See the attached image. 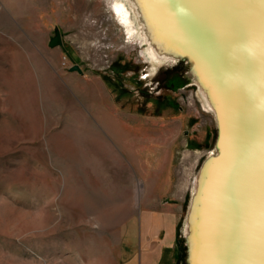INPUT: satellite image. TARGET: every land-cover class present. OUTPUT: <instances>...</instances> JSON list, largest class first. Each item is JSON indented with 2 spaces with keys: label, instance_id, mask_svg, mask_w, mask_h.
<instances>
[{
  "label": "rangeland",
  "instance_id": "obj_1",
  "mask_svg": "<svg viewBox=\"0 0 264 264\" xmlns=\"http://www.w3.org/2000/svg\"><path fill=\"white\" fill-rule=\"evenodd\" d=\"M110 1L0 0V264H190L220 126L198 61L150 64Z\"/></svg>",
  "mask_w": 264,
  "mask_h": 264
},
{
  "label": "bare ground",
  "instance_id": "obj_2",
  "mask_svg": "<svg viewBox=\"0 0 264 264\" xmlns=\"http://www.w3.org/2000/svg\"><path fill=\"white\" fill-rule=\"evenodd\" d=\"M110 5L153 66L198 61V95L220 126V155L194 177L190 264H264V0Z\"/></svg>",
  "mask_w": 264,
  "mask_h": 264
},
{
  "label": "water",
  "instance_id": "obj_3",
  "mask_svg": "<svg viewBox=\"0 0 264 264\" xmlns=\"http://www.w3.org/2000/svg\"><path fill=\"white\" fill-rule=\"evenodd\" d=\"M56 45H62V38H61V34H60V31H59L58 28L55 29L54 35H53V37L50 38V41L48 43V46L49 47H53V46H56ZM184 56H186L189 60L192 59V57L190 56V54H188L187 52H185V53H183L182 56L177 57L176 60L177 59L184 58ZM70 70H77L78 72H81L80 67H78L77 65L71 66Z\"/></svg>",
  "mask_w": 264,
  "mask_h": 264
},
{
  "label": "snow or ice",
  "instance_id": "obj_4",
  "mask_svg": "<svg viewBox=\"0 0 264 264\" xmlns=\"http://www.w3.org/2000/svg\"><path fill=\"white\" fill-rule=\"evenodd\" d=\"M169 2L174 3V4H180V3L188 4L191 2V0H169Z\"/></svg>",
  "mask_w": 264,
  "mask_h": 264
},
{
  "label": "crops",
  "instance_id": "obj_5",
  "mask_svg": "<svg viewBox=\"0 0 264 264\" xmlns=\"http://www.w3.org/2000/svg\"><path fill=\"white\" fill-rule=\"evenodd\" d=\"M139 187H140V186L137 187V191H140V190L138 189Z\"/></svg>",
  "mask_w": 264,
  "mask_h": 264
}]
</instances>
